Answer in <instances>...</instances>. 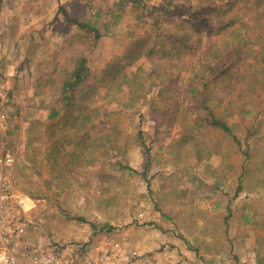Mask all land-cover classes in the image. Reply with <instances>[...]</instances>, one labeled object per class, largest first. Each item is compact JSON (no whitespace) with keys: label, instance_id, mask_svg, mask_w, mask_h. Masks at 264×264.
<instances>
[{"label":"rangeland","instance_id":"rangeland-1","mask_svg":"<svg viewBox=\"0 0 264 264\" xmlns=\"http://www.w3.org/2000/svg\"><path fill=\"white\" fill-rule=\"evenodd\" d=\"M131 3L0 0V151L15 157L11 180L61 240L97 231L101 243L106 231L149 264H264V68L207 88L237 141L200 121L192 92L212 81L207 65L226 60L227 48L256 41L264 0ZM66 16L99 19L107 34L89 63L91 88L70 108L60 77L87 45ZM194 16L203 28H190ZM183 31L187 51L160 45L159 33Z\"/></svg>","mask_w":264,"mask_h":264},{"label":"built area","instance_id":"built-area-1","mask_svg":"<svg viewBox=\"0 0 264 264\" xmlns=\"http://www.w3.org/2000/svg\"><path fill=\"white\" fill-rule=\"evenodd\" d=\"M7 88L0 72V100ZM15 157L0 151V264H149V257L133 250L126 237L104 240H61L35 211L38 201L19 191L10 177ZM101 231V230H100Z\"/></svg>","mask_w":264,"mask_h":264},{"label":"trees","instance_id":"trees-1","mask_svg":"<svg viewBox=\"0 0 264 264\" xmlns=\"http://www.w3.org/2000/svg\"><path fill=\"white\" fill-rule=\"evenodd\" d=\"M135 9L141 7V3H138L139 0H130ZM203 5V8L206 7V3H200ZM66 19L69 23L75 24L79 30L82 31L83 37L86 43V50L80 51L77 56L73 58L72 68L68 71L65 69L64 73L60 77L61 85H60V95L64 97L63 101L66 100V105L64 108H70L74 105L77 94L84 95L88 94L85 92L86 88H91L90 79L92 76V72L89 68V63L92 61L93 56L101 49L104 44L106 33L103 31V27L105 24L102 21H98L96 19L92 20H81V19H71L66 16ZM262 25L259 29H257V39L256 41L247 40L244 38L240 39L239 47L227 48L225 53L227 55V59L225 60L224 55H222L218 63L214 65H207L206 71L211 75L213 74L212 81L210 77H202V82L197 85L194 89H192L193 94L199 93L200 95V104L201 111L203 110V115L201 116L200 121L207 125L208 127L220 130L223 133L233 137L234 140H238L235 134V130L233 127L229 126L223 119H221L216 114V109H213L210 102L211 97L207 91V88L210 82H215L217 80H221L224 83L230 76L241 79L242 77H250V70L254 68L255 64L257 66L264 68V16L262 19ZM235 23L234 20L229 19L223 23V28H228ZM191 29H200L203 28V22H200L196 16L192 17ZM223 28H219V30H223ZM210 28L209 30H211ZM160 37V45L168 47L170 53L178 52L180 50L187 51L189 47V38L188 34L183 31L182 33L178 32H169L168 34L159 33ZM139 46L138 52H142V45H135V47ZM251 46H259L256 49H249ZM249 47V48H248ZM150 49L149 51H151ZM132 50L128 51V56L132 54ZM234 58V59H233ZM254 61H253V59ZM237 68V69H236ZM231 77V78H232ZM229 83V82H228ZM252 90H256L253 88ZM8 94V93H7ZM109 96L110 93L108 92ZM11 96V93H9ZM87 96V95H85ZM60 105V104H59ZM62 107L58 106V108H51L48 118L52 119L55 116L60 114V110ZM65 142V141H64ZM63 143L55 144L53 146V152L55 155H60L62 151ZM51 153V152H50ZM50 154L49 157H51ZM241 191L240 185L237 188V193Z\"/></svg>","mask_w":264,"mask_h":264},{"label":"crops","instance_id":"crops-1","mask_svg":"<svg viewBox=\"0 0 264 264\" xmlns=\"http://www.w3.org/2000/svg\"><path fill=\"white\" fill-rule=\"evenodd\" d=\"M1 137H2V133H1V130H0V147L2 145V143H1ZM143 244H144V242H143Z\"/></svg>","mask_w":264,"mask_h":264}]
</instances>
